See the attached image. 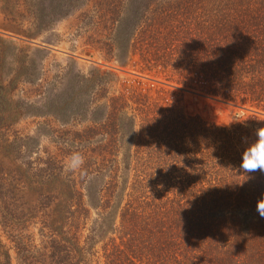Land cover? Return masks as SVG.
I'll list each match as a JSON object with an SVG mask.
<instances>
[{
  "label": "trees",
  "instance_id": "trees-1",
  "mask_svg": "<svg viewBox=\"0 0 264 264\" xmlns=\"http://www.w3.org/2000/svg\"><path fill=\"white\" fill-rule=\"evenodd\" d=\"M207 2L203 16L191 6L172 13L179 26H195L185 35L174 30L180 45L143 40L140 72L264 113V0ZM150 8L148 0H126L114 19L110 48L121 67ZM20 68L6 87L0 81L3 119L27 111L7 94ZM66 74L69 85L47 94L35 113L62 124L90 116L93 124L71 142L83 156L76 174L53 162L0 173V227L18 264H264V218L256 210L264 173L239 169L263 114L220 124L140 82L96 104L113 73ZM82 223L83 239L75 230ZM32 225L37 238L21 233ZM0 264H12L1 240Z\"/></svg>",
  "mask_w": 264,
  "mask_h": 264
},
{
  "label": "rangeland",
  "instance_id": "rangeland-1",
  "mask_svg": "<svg viewBox=\"0 0 264 264\" xmlns=\"http://www.w3.org/2000/svg\"><path fill=\"white\" fill-rule=\"evenodd\" d=\"M148 1L151 2L148 20L136 28L127 66L121 67L116 50L110 48V38L114 19L126 0H0V81L6 87L22 65V73L13 78L7 94L11 101L25 103L23 106L27 108L20 115L6 119L0 114V173L13 171L17 166L35 168L53 162L65 173L76 174L80 162L72 159L77 149L71 142L76 133L93 124L90 116L85 114L62 124L50 114L35 113L44 110L41 104L47 94L69 85L66 73L86 74L95 68L113 73V79L110 81V75L94 95L96 104H106L111 96L124 93L140 82L143 87L151 88L155 96L158 94L187 112L220 124L230 125L244 114L261 113L196 88L164 82L151 72L141 73L138 50L143 40L161 41L162 45L166 42L170 47L180 45L174 30L185 35L186 31L193 32L195 26L184 22L179 26L172 13L191 6L196 9L188 10L194 9L203 16L209 5L208 0ZM164 10L169 14L164 24L161 21L158 24V15ZM163 30L166 40L162 36L158 40ZM23 196L28 204L34 200L27 192ZM94 216L90 210L87 227ZM83 224L75 229L81 239L86 233L81 231ZM35 230L32 225L21 233L37 238ZM0 240L9 250L12 264H18L12 243L1 227Z\"/></svg>",
  "mask_w": 264,
  "mask_h": 264
},
{
  "label": "clouds",
  "instance_id": "clouds-1",
  "mask_svg": "<svg viewBox=\"0 0 264 264\" xmlns=\"http://www.w3.org/2000/svg\"><path fill=\"white\" fill-rule=\"evenodd\" d=\"M243 122L244 120H239ZM255 138L248 142L245 139L246 147L241 155L239 169L243 174H254L256 172L264 173V126L255 129ZM72 159L83 163V156L76 152ZM256 210L264 218V198L257 201Z\"/></svg>",
  "mask_w": 264,
  "mask_h": 264
}]
</instances>
